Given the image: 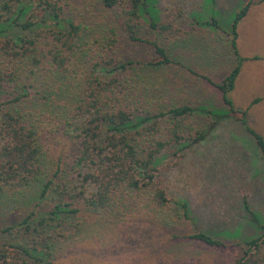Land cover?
Masks as SVG:
<instances>
[{
	"label": "trees",
	"instance_id": "obj_1",
	"mask_svg": "<svg viewBox=\"0 0 264 264\" xmlns=\"http://www.w3.org/2000/svg\"><path fill=\"white\" fill-rule=\"evenodd\" d=\"M72 1L0 0V206L12 205L40 182L38 199L51 201L45 213L32 211L17 225L0 229L5 238L0 264H54L49 228L84 208L112 222L164 212L171 203L158 180L161 154L206 143L221 121L241 122L252 137L243 145L255 172L264 173V137L249 126L248 109H237L229 95L246 61L237 39L250 2L232 15L229 27L214 16L197 21L229 36L234 54L233 68L221 83L190 70L220 92L227 109L215 110L204 105L158 109L146 101L144 69L179 64L158 41L143 35L147 28L168 42L180 38L171 20L159 18L156 0H100L96 11L79 20L71 18ZM16 29L22 34L2 38ZM124 39L152 46L155 56L127 61L121 53ZM196 115H205L209 125L196 129L185 123ZM53 140L71 147L65 170L64 158L52 152ZM175 204L185 221L199 224L187 200ZM243 205L249 218L242 223L256 228V235H239L243 224L217 235L243 239L247 250L234 264H264V220L245 200ZM192 238L227 246L204 229Z\"/></svg>",
	"mask_w": 264,
	"mask_h": 264
},
{
	"label": "rangeland",
	"instance_id": "obj_2",
	"mask_svg": "<svg viewBox=\"0 0 264 264\" xmlns=\"http://www.w3.org/2000/svg\"><path fill=\"white\" fill-rule=\"evenodd\" d=\"M98 2L100 0L72 1L74 15L71 18L79 20L87 11H96ZM249 2L250 10L239 24L237 39L239 53L246 61L229 95L237 109H248L249 126L264 137V0H156L159 18L171 20L181 31L180 38L168 42L147 28L143 35L158 41L179 64L144 69L146 101H151L158 109L178 105L227 109L220 92L190 70L221 83L234 63L230 37L197 21H209L214 16L229 27L232 15ZM19 33L22 34L18 29L9 31L2 38ZM121 45V53L127 61L146 62L155 56L153 47L146 44L132 45L124 39ZM256 99L259 102L250 108ZM207 121L210 120L205 115H196L187 118L185 123L198 129L209 125ZM218 124V132L210 134L206 143L178 153L172 150L161 154L158 180L166 188L171 203L164 212H152L149 216L138 214L129 222H112L104 214L85 208L77 217L63 215L60 226L49 228L54 242L52 262L234 264L247 250L240 244L243 239H229L217 233L235 231L243 224L239 235H256V228L242 223L249 218L243 202L245 200L264 220V173L255 172L251 153L245 147V141H252V137L241 122L231 118ZM59 141L63 140L59 138ZM52 145L56 147L52 152L64 158L65 170L71 147L65 149L62 144L56 145V140ZM46 175L51 177L53 172L49 169ZM41 187L42 183H37L17 196V200H11L12 205L8 202V206H0V229L17 225L32 211L46 212L51 201L38 199ZM179 199L189 202L194 218L200 219L199 224L191 219L185 221L182 208L175 204ZM203 229L214 233L227 246L213 247L192 238ZM4 241L0 234V243Z\"/></svg>",
	"mask_w": 264,
	"mask_h": 264
}]
</instances>
